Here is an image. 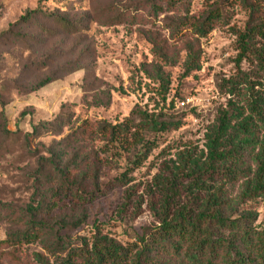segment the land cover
I'll list each match as a JSON object with an SVG mask.
<instances>
[{"label": "rangeland", "instance_id": "1", "mask_svg": "<svg viewBox=\"0 0 264 264\" xmlns=\"http://www.w3.org/2000/svg\"><path fill=\"white\" fill-rule=\"evenodd\" d=\"M62 3L69 5L62 9ZM203 3L188 0L175 11H156L149 0H0V126L19 136L17 144L7 141V153L0 154V204L17 211L30 201L38 178L39 156L62 149L66 162L78 151L83 156L94 151L102 160L101 191L83 205L85 210L63 205L55 210L54 217L66 219L83 218L87 213L81 226L61 233L77 244L81 238H90L97 226L103 233L121 238H127L125 232L131 228L140 234L145 228H153L156 220L147 196L139 211L136 205L160 166L168 165L164 162H170L177 151L204 148L207 128L230 97L221 84L236 71L235 32L243 30L248 20L245 8L227 4L229 24L223 22L201 37L183 25L181 18L187 12L199 15ZM35 9L65 14L79 27L73 32L57 28L53 33L55 25L38 13L29 23L16 25L11 34L6 33ZM118 14H125L127 20L112 25L111 19ZM45 26L49 32L44 31ZM150 40H156L163 55L155 54ZM188 47L200 53L202 69L186 75ZM157 65H162L168 75L165 79L169 85L163 88L156 78ZM244 67L252 70L248 63ZM48 78L51 81L47 85L36 88ZM136 109L159 114L163 120L179 121L181 126L148 135L156 139L157 147L143 165L129 173L134 178L129 185L118 182L130 166L128 153L117 155L113 149L116 157H107L99 149L104 141L64 147L67 142L63 138L85 122L94 126L92 130L100 122L117 124ZM56 119L66 124L61 133L31 137L25 147L23 136L33 131L34 124ZM4 140L0 133V142ZM130 187H134L132 199L126 201ZM49 188L46 195L51 196ZM250 207L256 210L254 224L264 227V200ZM4 209L0 205V241L14 229ZM3 246L0 264H17L10 254H4L12 247ZM34 251L43 250L38 245H23L17 254L35 264Z\"/></svg>", "mask_w": 264, "mask_h": 264}, {"label": "trees", "instance_id": "2", "mask_svg": "<svg viewBox=\"0 0 264 264\" xmlns=\"http://www.w3.org/2000/svg\"><path fill=\"white\" fill-rule=\"evenodd\" d=\"M149 1L156 11H175L188 0ZM227 4L248 11L246 26L235 32V74L221 84L230 97L207 128L204 148L177 151L170 162H164L168 165L160 166L141 195L136 210L142 208L147 196L155 226L143 229L141 234L131 228L125 232L127 238L105 234L97 226L90 238L72 242L70 236L61 232L81 226L87 213L83 218L66 219L54 217L55 210H61L62 205L86 209L83 205L101 191L102 160L94 151L85 156L78 151L65 162L63 150L55 149L50 150L49 156L38 158V178L30 201L17 211L0 204L4 211L6 207L14 227L0 241V248L4 245L3 248L13 249L4 254H10L17 264H30L17 251L18 247L33 244L43 250L33 252L35 264H264V227L254 224L256 210L250 207L264 200V0H204L199 15L187 12L181 19L183 25L205 37L221 23L229 24ZM68 5L62 3L61 8ZM38 13L55 25L52 31L60 28L73 32L79 27L65 14L35 9L12 24L6 33L11 34L16 25L29 23ZM126 20L125 14H118L111 24ZM43 29L50 31L46 26ZM150 41L155 54L163 55L156 40ZM245 63L252 70L246 69ZM156 67L160 87L169 85L163 66ZM201 69L200 53L188 47L185 74ZM50 81L42 80L36 88ZM180 124L136 109L117 124L100 122L92 130L94 126L85 122L63 138L67 142L64 147L104 141L99 149L107 157L115 158L116 152L128 153L130 166L118 182L129 185L134 179L129 173L143 165L157 147L156 139L148 135L178 129ZM64 126L60 119L34 124L33 131L23 136L25 147L31 137L59 134ZM0 133L5 138L0 142V154H6L7 141L17 144L19 136L4 125L0 126ZM47 187H51V196L46 195ZM133 189L128 188L126 201L132 199Z\"/></svg>", "mask_w": 264, "mask_h": 264}, {"label": "built area", "instance_id": "3", "mask_svg": "<svg viewBox=\"0 0 264 264\" xmlns=\"http://www.w3.org/2000/svg\"><path fill=\"white\" fill-rule=\"evenodd\" d=\"M183 103H185V102H183Z\"/></svg>", "mask_w": 264, "mask_h": 264}]
</instances>
